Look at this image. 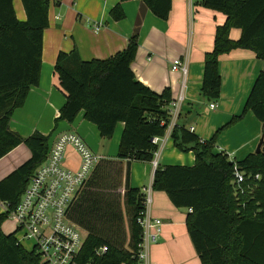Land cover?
I'll return each mask as SVG.
<instances>
[{"label":"trees","instance_id":"obj_1","mask_svg":"<svg viewBox=\"0 0 264 264\" xmlns=\"http://www.w3.org/2000/svg\"><path fill=\"white\" fill-rule=\"evenodd\" d=\"M13 1L0 0V159L21 144L30 149L31 158L0 182V203L9 210L17 207L50 150V137L36 132L23 138L11 131L10 121L15 110L25 105L30 89L40 83L49 8L51 2L60 0H22L26 21L18 20ZM142 1L155 16L169 19L173 0ZM200 2L204 8L227 16L204 61L201 92L207 100L217 101L222 55L246 49L264 61V0ZM111 16L117 21L125 18L121 3L111 10ZM234 28L242 31L238 40L229 36ZM138 49L134 36L124 51L109 59L83 61L74 50L60 52L56 60L55 72L67 95L56 123H72L84 112L103 139H111L117 125L124 123L116 160L100 161L71 208L70 219L88 233L80 258L83 264H139L143 230L138 220L145 210V195L131 186L130 167L123 194L118 192L123 187L122 161L128 165L153 161L157 151L153 139L167 130L166 107L172 98L170 90L158 94L136 78L132 64ZM244 111H251L264 123V72L257 77ZM172 138L179 151L195 154V165L158 166L152 187L166 193L176 208L192 210L187 228L201 264H264V140L259 154L235 162L246 174L261 176L253 181L252 190L235 197L231 184L234 162L231 164L224 152L215 151L216 136L201 140L184 126H177ZM115 167L117 176L113 178L109 171ZM5 220L7 214H1L0 264H41L39 255L26 251L13 234L2 231ZM103 247L107 252L97 256Z\"/></svg>","mask_w":264,"mask_h":264},{"label":"crops","instance_id":"obj_2","mask_svg":"<svg viewBox=\"0 0 264 264\" xmlns=\"http://www.w3.org/2000/svg\"><path fill=\"white\" fill-rule=\"evenodd\" d=\"M119 3L125 18L117 21L111 16V10ZM13 7L18 20L26 21L22 0H14ZM226 21V15L204 8L200 0H173L166 21L155 16L142 0L51 2L49 27L43 38L40 83L30 89L25 105L13 113L11 131L23 138L41 133L50 137V146L61 134L76 132L97 156L116 160L124 123L117 125L111 139L101 138L97 126L84 118V112L79 113L72 123H56L67 95L61 88L55 64L60 52L74 50L78 51L83 61L109 59L124 51L130 39L136 36L139 49L132 64L136 78L158 94L170 90L172 100L183 91L185 102L178 126L188 130L194 128V133L201 140L216 136V152H224L231 162L244 160L255 154L259 143L264 140V123L251 111H244L257 77L264 72V61L258 59L255 52L246 49L222 55L219 58L220 99L209 101L201 92L205 56L214 49L216 30ZM241 34L240 29L234 28L229 36L238 40ZM178 59L187 63L185 80L179 72H172V65ZM214 102L218 107L211 110L210 105ZM172 133L167 129L163 136L157 137L156 159L159 166H194L195 154L179 151ZM30 158V149L21 144L0 159V182ZM77 165L70 167L74 169ZM128 167L132 187L141 190L152 188L151 215L163 222L157 242L149 247V264H201L187 228L191 209L176 208L166 193L153 190L156 169L151 162H132L128 165L127 161H122L123 189ZM1 214H5L3 203H0ZM12 226L14 230V224ZM13 230L4 233L13 234Z\"/></svg>","mask_w":264,"mask_h":264},{"label":"built area","instance_id":"obj_3","mask_svg":"<svg viewBox=\"0 0 264 264\" xmlns=\"http://www.w3.org/2000/svg\"><path fill=\"white\" fill-rule=\"evenodd\" d=\"M99 29L100 25L96 27L97 31ZM172 72H179L185 80L188 73L187 63L181 59L175 60ZM184 102L185 96L181 91L166 107L169 131L178 126ZM217 107L215 102L210 105L211 110H216ZM190 131L194 133V128ZM158 140L155 137L154 144ZM70 150L78 156V167L74 169L66 163ZM154 154L156 157L151 164L157 169L158 155L156 152ZM101 160L78 133H63L50 146L45 162L30 179L17 207L9 210L3 204L7 220L14 224L13 235L17 243L26 251L39 255L41 264H83L80 258L88 234L70 219V212ZM260 178V175L246 174L234 162V177L231 182L234 196L238 197L247 190H252L253 181ZM142 191L145 195V210L138 220L143 230L138 261L139 264H149V247L157 242L163 222L151 215L152 188ZM107 250L106 247L100 248L96 252L97 256H102Z\"/></svg>","mask_w":264,"mask_h":264},{"label":"rangeland","instance_id":"obj_4","mask_svg":"<svg viewBox=\"0 0 264 264\" xmlns=\"http://www.w3.org/2000/svg\"><path fill=\"white\" fill-rule=\"evenodd\" d=\"M69 152V156H68V159L66 160V163H68L70 166H75L77 165V162H78V156H76V154H74L73 151H68ZM221 153V152H219ZM109 174H111L113 176V178H115L117 176V168H111V170L109 171ZM119 188V187H118ZM121 188V187H120ZM123 191L124 189L121 188L119 189L118 192H121L123 194ZM126 216V215H125ZM125 218V226L127 227L128 225V221H127V217H124ZM13 223L9 222L8 220H5L3 223H2V231L3 232H6V233H11L12 230H13V226H12Z\"/></svg>","mask_w":264,"mask_h":264},{"label":"water","instance_id":"obj_5","mask_svg":"<svg viewBox=\"0 0 264 264\" xmlns=\"http://www.w3.org/2000/svg\"><path fill=\"white\" fill-rule=\"evenodd\" d=\"M262 145H263V140H261V142L259 143V145L255 151L256 154H259L261 152ZM230 163L232 164L233 162H230Z\"/></svg>","mask_w":264,"mask_h":264}]
</instances>
